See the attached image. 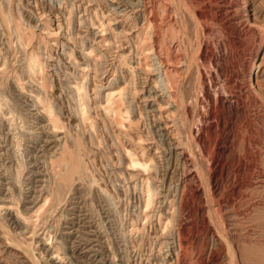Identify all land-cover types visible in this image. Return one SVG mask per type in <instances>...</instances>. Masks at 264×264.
Here are the masks:
<instances>
[{
    "label": "rangeland",
    "instance_id": "374dc122",
    "mask_svg": "<svg viewBox=\"0 0 264 264\" xmlns=\"http://www.w3.org/2000/svg\"><path fill=\"white\" fill-rule=\"evenodd\" d=\"M60 1L61 0H0V5L4 7V10L7 12L9 11L8 13H13L17 23L20 22V24L22 26L24 25L23 27L27 30L32 32L34 31V45L37 47L38 52L43 55V60L45 59L47 62L45 70L49 79H51V84L53 85V88L49 90L50 97L53 101H56L55 104L58 107V112H62L61 116L65 120L67 129L69 130L77 128V124L79 122L73 109L74 102L70 98L71 91L73 90L71 84L74 85V79L71 76L74 75L75 72L79 73L77 75L78 78H76L78 79L77 81H79L83 86L85 84V92L91 98V100L89 99L90 102L87 100L89 113L91 112L90 120L95 121V135L93 134L94 138H92L89 128H87L86 133L82 135V148L84 149L81 150V153L90 175L85 177L84 181L82 179L79 182L74 183L67 198L62 201L61 205L51 206L50 200L48 199L49 201H47V199H45L48 194L46 184H49V177L48 173L42 170L45 168L44 163L46 161L43 148L47 147L49 150L54 143H52V145L50 144L48 146H44L46 145L45 141H43L45 140L43 136L44 133L42 134V128H40V125H36L37 120H34V118H32V120L27 119V124L25 123L26 126H24V122L22 123L20 119H18L16 124L18 126L13 125L14 127L7 124V120L1 119L0 136L2 137H0V148L2 149L0 150V206L3 208L1 207L0 209H3L5 212L1 210L0 213L2 211L3 213L0 214V216L7 213L5 216L8 217L5 219V216L3 215L1 217H4L5 220L1 217L0 220L1 222L3 220H7L6 223L8 225L10 223V225L7 226V224L5 225V222L3 221L2 225H5V227H2L4 230L7 227H10L9 229H14V227L17 228L18 225L25 224V220H23L24 223L17 224L14 218L13 220L11 219L12 214L10 213L14 211V209L12 208V210H10V208L12 204L17 202L19 209L28 212L27 216H25L32 220L31 222L33 223V226L35 225L34 228L30 229V232L23 235H27V238L31 237V242H36V252L34 251L35 254L39 253L41 250L42 255L48 259L47 261L46 259L42 260L43 258H41V264H48L52 262V255L50 252L55 250L52 248L53 244L61 247L60 257H64L60 263H57L59 258H56L55 256L56 261L53 264H70L71 262V264H152L153 259L151 258H157L158 262L160 258L164 263L167 260L171 262L173 259V262H175L174 254L171 253L172 251H169L172 250L171 248L173 244L169 243L170 240L168 238L161 236L163 230L159 228L156 232L157 221L155 220V216L150 220L139 219L137 221V226L138 229L139 227L140 229L134 232L132 239L128 236L126 229L128 228L130 218L134 217V219H137V214L142 209V196L138 185V182L140 181V173H137L141 170L140 168H132L126 164V159L122 156L123 153L119 149L117 138H115L114 135L115 133L116 135L119 134L120 140L124 145L134 148L137 155H140L141 153L140 145L142 144L143 146H147L149 148L148 151L155 156L156 168L153 169L152 173L155 175V181L160 192V197L156 202L158 207L166 206L167 194H178L176 189L179 183L181 184L185 180V183L188 185L185 198L187 206L184 209L185 214L183 213V221L188 227L187 232L191 239L187 248L188 250L185 251L186 253L184 252V256L182 257L181 264H264V120L260 119L259 121L254 117L255 107H251L253 103L249 102V100L246 101L248 102V104H246L248 105L247 108L252 110L248 109V111L250 110L249 114L253 118V122L250 125L245 122V124H241V121L239 122L238 119V121L235 119V124L232 127V131L228 133V136L218 135V133H216V135L211 139L206 138V153H208L206 154L207 158H203L197 148H195L193 152L187 150L189 155L192 156V154H194V158L191 160L192 162L185 167L187 169V173L186 178H184L182 173L185 168L183 163H181L182 160L180 150L175 149L174 146H172L170 143L171 138H169L170 136L168 132L160 127L162 126V121L161 119L158 120V116H155V114H157L156 106H152L153 108L150 106L153 105V97H148V99L144 98L148 92V94H150L149 88H151V94H155L158 97L163 91L160 90L161 88L158 86H155V88L154 85H152L153 82L151 81L152 78L155 79L157 77L155 66L158 64L155 63L156 61L152 60V62L155 61L154 64L150 59V67L154 68H150L149 71L141 69V67L137 64V58L139 55L135 52L133 42L136 39V28L133 27L130 19L137 16L135 13V7L138 4L141 5L142 0H63L62 3ZM209 2L212 3L211 0H203V2L202 0L196 2L194 1V4L192 3L193 5L190 7L191 13L187 14L186 12H183L188 20V27L190 26V23L192 26L193 20H196L195 17L191 19L192 17L190 18V15L192 16L193 13H196L195 15L198 16V13H200V15L203 13L202 15L204 16L208 13L207 18L204 19V17L201 24H199L200 28L203 27L201 30L204 31L202 33L203 35L206 33L205 36L200 34L202 32L200 29L198 32V25L195 28V33L192 32L194 31L192 30L194 26H190V38H192V42H194L192 44L194 46L187 43L186 50L187 52L190 51L189 53L192 54L196 53V55L197 52L202 51L200 53L201 55L208 58L212 57L214 61L216 60L217 63H219V65L229 66L232 61L231 57L234 58L237 53L234 54L228 44L229 36L226 35V37L225 33L223 34V23L227 21L226 24L231 23L233 26L236 23L234 27L237 30L239 28L246 27L251 20H254V13H259L258 10L260 7L261 9H264V0H248V11H245L241 5L234 6L233 12H235V10V13L239 12L237 14L232 13L231 16L221 14L222 8H217L219 5H213V3L211 6ZM189 4L191 3L189 2ZM193 6L195 8H192ZM97 10L100 12V24L99 26L98 24L92 26L91 20ZM212 10L216 13H213ZM156 11L157 9H155V12ZM125 12H128L131 15L129 20L123 19ZM157 12L156 14H153L157 15ZM262 12L261 17H264V11ZM209 13L213 14L209 15ZM218 15L221 22H217L220 24H216L217 22L213 20V18ZM225 17L226 19H223ZM109 18L113 19V23H109ZM211 18L213 22L210 21ZM237 20L240 23L237 22ZM139 21H141V18ZM122 30H125L126 32H123ZM13 31L14 30L12 28V36L14 38L12 39V42H9L5 29H3L0 25V53L2 52L4 55L3 56L1 53L0 59L3 57L6 59L8 58L7 60L10 61L7 67H10V69L13 67L11 70H16V68L20 69L18 70L17 76L22 77L21 74L24 72L22 67V63L24 61H21L23 52L21 50L22 47L20 43L15 41L16 32ZM55 31L59 32L56 33ZM48 34L51 35L49 36ZM102 36H105L108 42L105 40L106 42L104 41L98 43V40H100ZM198 39H200L199 42ZM195 40L198 43L195 44ZM90 48L91 50H89ZM198 48L201 49L199 50ZM193 50L197 51L194 52ZM66 51L69 53H66ZM44 52L46 53V58L44 56ZM101 52L103 54H100ZM47 53L51 54V58L47 59ZM119 54L128 56L129 65H133L132 67L136 66V69L134 70V78L132 80L130 78L131 82L130 80L125 82L128 83V85H126L122 80L125 78L127 79V77H132V73L130 72L131 70H129L128 66L121 64V56H119ZM243 55L244 54H241L239 57H243ZM263 55L264 48L259 50L255 57L256 65L253 67L250 77L252 78V83L258 89L261 87L260 84L264 82ZM153 57L154 56L152 55L151 58ZM76 60L78 64L76 63ZM13 62H15V65ZM72 62H74V64ZM24 74L25 73H23V76H25ZM244 79L247 82V77H242L240 79L242 82L240 80L239 81L245 89H247L246 87H248V83L245 84L246 82ZM113 80H118L119 83L122 82L121 86L126 85L124 99L126 101L123 108H126L129 104H131V117L139 119L138 127L134 126L129 129L127 127L124 128L126 130L128 129L127 135H124V132L120 131L117 126L112 127L106 122V114L103 108L105 104L104 94L106 93L107 86ZM12 81V79L7 80L3 78L1 80L0 78L1 86L4 91L6 90L7 92H4L5 95L9 98L8 100L11 105L13 104V106H15L16 102L20 101L18 96L20 91L17 87H15V82L13 81L12 83ZM25 81H28L27 85H25L26 88H30V84L33 85L28 78H26ZM208 81L209 78L207 79V83H209ZM69 82L71 83L70 86ZM66 84L68 86H66ZM130 85L137 87L136 90H139L138 96L135 97L136 99L132 95L135 88ZM96 86L98 87L96 88ZM116 86H118V84ZM186 87L189 88L192 87V85L188 86L187 84ZM117 89L118 88L115 87V90ZM248 89L247 91H249ZM126 109H128V107ZM19 110L21 109L19 108ZM167 112L169 113L170 109L167 110ZM167 112H164L163 120H168L167 122H170L169 120L172 118H167ZM258 122H261L262 127ZM189 125H192L191 121H189ZM30 126L32 130L35 128V133L37 132L39 134L40 132L41 141H30V139L22 138L23 133L27 134L32 131ZM18 127H22V130ZM27 128L30 129V131L27 132ZM246 128H248L247 131H245ZM62 129L65 131L64 128ZM63 130L59 132L61 135H63ZM34 131H32V133ZM221 132L225 133V131ZM17 133H20L21 135ZM254 133H257V135L255 136ZM140 137L145 138V140L142 142L141 139H139ZM13 139L16 141L13 142ZM18 140L21 141L20 145L17 144ZM156 142L160 146L159 150L155 147ZM184 146V148H186V146L188 148L187 143H185ZM22 161H24V164L26 165L23 167V170L25 169L24 171L22 170L23 173L22 171V174L20 173L21 177L19 176L23 181L19 178L20 180L18 179V182L16 181L13 183L12 181L16 173L19 169H21V165L23 164ZM200 162H202V164ZM203 162H206L208 165ZM27 166L28 168H26ZM188 167H190V169ZM199 167H201L202 170ZM196 169L199 170L197 171ZM91 173L94 175L93 177ZM192 175H194L195 178L192 179ZM90 180L91 182H89ZM10 187H12V189ZM39 187L42 188L40 189ZM10 190L13 194H15L13 195ZM36 190H41L42 192L40 191L41 193H39V191ZM10 195L13 196L11 197ZM18 196H21L22 199L20 197L18 198ZM109 196H111L112 199ZM11 199L13 202H11ZM30 199L31 203L29 201ZM45 200L47 202H45ZM5 205H7V207H5ZM41 208L42 210H40ZM56 208L57 211H55ZM33 213H35V215ZM40 215L41 217L38 218ZM62 215H64V217H61ZM65 216H67L69 220L65 219ZM58 218H60V220ZM83 218L87 219L85 220ZM58 221L61 222L58 223ZM142 225L145 226L142 227ZM2 227L0 225V229L3 232L4 230ZM46 227L52 232V238L48 239L47 242L44 241V235L42 234ZM35 229L37 230L36 235L32 232L33 230L35 231ZM71 230L74 232L72 231L73 233L70 234L71 237L67 240L66 236L63 234ZM191 244L192 246H190ZM2 246L3 244L0 245V259L2 257L0 264H23L19 263L17 257L14 256V250L12 247ZM27 264H31V262H27Z\"/></svg>",
    "mask_w": 264,
    "mask_h": 264
},
{
    "label": "bare ground",
    "instance_id": "6f19581e",
    "mask_svg": "<svg viewBox=\"0 0 264 264\" xmlns=\"http://www.w3.org/2000/svg\"><path fill=\"white\" fill-rule=\"evenodd\" d=\"M194 1L196 2V1H200V0H142L141 5L138 4L135 7L136 8L135 13L137 14V16L130 19L131 15L128 12H125V14L123 16L124 20L130 19L131 24H133V27L136 28V39L133 42H134L135 52H136V54L139 55L137 58V64L141 67V69H143L145 71H149L150 68H152V67H150V65H151L150 59H151V62H152V60H155L156 62L155 61L154 62L156 64H158V65H156L157 67L155 66L156 70L154 69L155 71H157V77L155 79L152 78L151 81L153 82L152 85H154V87L155 86L160 87L161 88L160 90H162L163 92L161 91L162 92L161 94L158 92L160 94V96L158 97L154 93H153L154 95H152L151 90H150L151 88H149L150 94H148L149 93L148 92L144 98L148 99V97H153V99H152L153 105H150V106L151 107L156 106L157 114H155V116H158L159 117V118L157 117L158 120L161 119V121H162V126H160V125L159 126L168 132V134L170 136L169 138H171L170 143L172 144V146H174L175 149L180 150L181 160H182L181 163H183L184 168L186 166H188L189 163L192 162L191 160L194 158V154H192V156L189 155L187 150H190L191 152H193L194 149L197 148L198 152L204 158V157H206V154H208V153H206V151H207L206 138L211 139L213 136L216 135V133H218V135L220 134L223 136H226V135L228 136V133L230 131H232V127L235 124L234 123L235 119H236V121H238V120H239V122L241 121V124L245 122L246 124L250 125L253 122V120H252L253 118L249 114V111L251 109L247 108L248 105H246V104H248V102H246L247 100H249V102L253 103L252 105L250 104L251 107L252 106L255 107L254 108L255 109L254 117L257 118L259 121H260V119L264 120V94H263L264 82L260 84V86L262 88L259 86L260 89H258L252 83V81H251L252 78H250L251 74H252L251 73L252 69L256 65L255 57L258 54L259 50L264 48V17L263 16H262L263 18L261 17V15L263 13L262 11H264V9H261V7H260V9L258 10L259 13H254V15H253V16H255L254 20H251L246 27L243 26L244 28H239L238 30L234 27L236 25V23L233 26L231 23L226 24L227 21L225 23L222 22L223 28H224V32L223 31L222 32H223V34L225 33V36L226 35L229 36L228 37V44H229L232 52H234V54H236V53L238 54V55L236 54L234 56V58L231 57L232 61L228 59L229 61H231V65H229V66L225 65L224 66V65H219V63H217L216 60L214 61V59L212 57L208 58L204 55H201L200 53L202 51L197 52V55H196V53L192 54V53H189L190 51L187 52V50H186V48H187L186 44L188 43L189 45L191 44V46H194L192 44L194 42H192V38H190V32H189L191 29L190 28L191 23H190V26L188 27V25H189L188 20H187V18L183 12L190 14L191 13L190 7H191V5L194 4L193 3ZM211 1H212L213 5L214 4L219 5V6H217V8L218 7L222 8L221 14H226L228 16L229 15L231 16L232 13L236 12V10H235V12H233L234 6H240L241 5L245 11H248L247 10L248 9L247 8L248 0H211ZM60 2L62 3L63 0H61ZM189 2L191 4H189ZM202 2H203V0H202ZM209 3L212 6V3L211 2H209ZM133 5H134V2H133ZM221 6H223V7H221ZM215 7H216V5H215ZM3 8L4 7H2V5H0V25L3 27V29H5V32L8 35L9 42H12V39L14 38L12 36L13 35L12 34V28L16 32L15 41L20 43V45L22 47L21 50L23 52L21 61L22 62L24 61L22 63V67H23L24 72H22V74H21L22 77H18L17 73H18V70H20V69L16 68V70L15 69L11 70L13 67L11 69H10V67H7V65H9L10 60L8 61L7 60L8 58L6 59L5 57L0 59V78H1V80L3 78H5L7 80L12 79L16 84L15 87H17V89L20 91L18 93L20 101H18V102L15 101L16 104H15V106H13V104L11 105L10 101L8 100L9 98L5 95L4 92H6V90L4 91V89L1 86V82H0V120L5 119L8 122V123L6 122L7 124L13 126V125H16L17 120L20 119V121L22 123L24 122V126H26L25 125V123L27 124L26 121H28L29 119L32 120V118H34V120L35 119L37 120L36 125L37 126L40 125V128H42V134L44 133L43 136H44L45 140H43V141H45V144H46L44 146H48L50 144L52 145V143H54V145L52 147L50 146L51 149H49V150L47 147L43 148V151L45 152V158H46L45 160L46 161L44 163L45 168L42 170H44V172L46 171V173H48V177H49V184H46L47 185L46 189H47L48 194L46 195L45 199H47V201L50 200L51 206L52 205L59 206V205H61L62 201L67 198L69 191H70L71 187L74 185V183L79 182L82 179L84 181L85 180L84 178L90 175L89 174L90 172H88V168L86 166V163H84V161H83L84 159L82 157L81 150L84 149V148H82V145H83L82 135H84L86 133L87 128H89V130L91 131L92 138H94L93 134L95 135V132H94L95 121L90 120V116H91L90 113L91 112L89 113V108L87 105V100L89 101V99L91 100V98L85 92V89H84L85 84L83 83L84 84V86H83L80 84L79 81H77L78 79H76V78H78L77 75L79 73L75 72V74L71 76L74 79V85L69 82V86L71 84L72 89H73L71 91V97L70 98L74 102L73 109H74V112H75L79 122L77 124V128L72 129V130L67 129V124L61 116L62 112L61 113L58 112V107L55 104L56 101H53V99L50 97L49 90H51L53 88V85L51 84V82H50L51 79H49L48 74L46 73V70H45L47 62L45 61V59L43 60V55H41V53L38 52L37 47H35V45H34V38H35L34 37V31L32 32L30 30H27L25 27H23L24 25L22 26L20 24V22L17 23L16 18L14 17L13 13H8L9 11L7 12ZM192 8H195V7L193 6ZM208 8H210V7H208ZM155 9H157V11H158V12L156 11L157 15H154V14H156ZM236 9H237V7H236ZM254 11H256V10H254ZM192 12H194V11H192ZM205 12H206V10H205ZM214 12L215 11H213V13ZM182 13H183V15H182ZM213 13H211V14H213ZM237 13H235V14H237ZM99 14H100V12L98 10L94 13V16L91 14L93 16V18L91 20L92 26L97 25V24L99 26V24H100ZM195 14L193 13L192 16L190 15V18L192 17L191 19H193L194 17L196 19V20H193V23H192V26H194L192 29V30H194V31H192L193 33H195V31H196L195 30L196 26L198 25L197 27H199V24H201L203 18L205 17L204 19H206L207 15H208V13L204 16L202 15L203 13L201 15H200V13H198L199 14L198 16H196ZM211 14L209 13V15H211ZM153 15H154V17H153ZM236 16H238V15H236ZM62 17H64V16H62ZM233 17H234V14H233ZM138 18L139 19L141 18V21H139ZM208 19H209V16H208ZM223 19H226V17ZM112 20L113 19L109 18V23L112 22ZM186 20H187V22H186ZM213 20L215 22L220 21L219 15L217 17L213 18ZM231 20H232V18H231ZM210 21H212V18ZM237 22H239V21L237 20ZM218 23L219 22H217L216 24H218ZM12 24H13V26H12ZM101 24H102V22H101ZM110 25H112V24H110ZM201 26H203V25H201ZM202 28L203 27L197 28L198 32H199V29H200V31H202L201 30ZM220 28H221V26H220ZM122 31L126 32L125 30H122ZM58 32L59 31H57L56 33H58ZM123 32H121V33H123ZM203 32L204 31H202L200 34L202 36H205L206 33L203 35L202 34ZM97 33H98V31H97ZM231 35H233V36H231ZM192 36H194V35H192ZM105 40H106L105 36H102V38L100 40H98V43L104 42ZM199 40L200 39H198V42H199ZM106 41L108 42V40H106ZM198 42L196 41L195 44ZM83 44H84V42H83ZM87 48H89V47H87ZM195 49H197V48H195ZM46 50H47V48H46ZM89 50H91V48ZM193 51H191V52H193ZM196 51H194V52H196ZM66 53H69V52L66 51ZM72 53H73V51H72ZM100 54H103V53L101 52ZM241 54H244L243 57L242 56L239 57ZM2 55H3V53H2ZM152 55L154 56L153 58H151ZM44 56L46 58V53ZM65 56H66V54H65ZM72 56H74V55H72ZM94 56H95V54H94ZM119 56H121V59L119 57V59L121 60V64L128 66L129 70H131L130 72L132 73V77H129V78L127 77V79L125 78L122 80L125 83V82L129 81L130 78H131V80L134 78V76H135L134 70L136 69L135 68L136 66L132 67L133 65L132 66L129 65V63H128L129 59L127 58L128 56H125L124 54L123 55L119 54ZM18 57H20V56H18ZM49 58H51V54L47 53V59H49ZM96 59H97V57H96ZM154 62H152V63H154ZM13 63L15 65V62H13ZM72 63L74 64V62H72ZM76 63H77V60H76ZM77 64H76V66H77ZM86 65H85V67H86ZM12 66H13V64H12ZM154 70H153V72H154ZM23 73H25L24 74L25 76H23ZM242 77L248 78L247 82L244 79V81L246 82V83L245 82L244 83L245 84L248 83L247 84L248 87H246V88L247 89L249 88L248 89L249 91H247V89H245V87L240 83V81L242 82V80H240ZM26 78H28L33 84V85L30 84V88H26V86H25V85H27V82H28V81H25ZM208 78H209V81H208L209 83H207ZM131 80H130V82H131ZM13 81H12V83H13ZM121 83L122 82L119 83L118 80H113L107 86L106 93L105 94L103 93L104 94V102H105L103 108H104L105 114H106V116H105L106 122L112 127L117 126L120 129V131L124 132V135L125 134L127 135V131L129 128H133L134 126L138 127L139 119L135 118V117L134 118L131 117V113H130L131 104H129V106H127L128 109H126L127 108L126 106H125L126 108H123L124 107L123 105L125 104V101H126L124 99H125L126 85H128V83H125L126 85H123V86H121ZM117 84H118V86H116ZM187 84H188V86L192 85V87H189V88L186 87ZM66 86H68V85L66 84ZM101 86H103V85H101ZM97 87L98 86H96V88ZM115 87H117L118 89L115 90ZM131 87H134V86H131ZM134 88H135V90L133 92L132 91L131 92L133 93L132 95L135 98L136 96H138L139 90L138 89L136 90L137 87H134ZM129 94H131V93H129ZM134 98H133V100H134ZM68 99H69V97H68ZM69 104H70V102H69ZM19 108L21 110H19ZM169 109H170V112L168 113L167 110H169ZM248 109H250V110L248 111ZM154 110H155V108H154ZM164 112H167L166 116L168 119L172 118L171 120H169L170 122H167L168 120H163L164 119L163 118ZM252 115H253V112H252ZM189 121L192 122V125H189ZM96 122H97V120H96ZM258 123H260V125L262 127L261 122H258ZM236 125H237V122H236ZM16 126H18V125H16ZM33 126H32V128H33ZM126 127L128 128L127 130L124 129ZM62 128H64L65 131ZM19 129L22 130V127ZM30 129H31V126H30ZM30 129H28L27 132L30 131ZM34 129L33 130L31 129V130L34 131ZM150 129H151V127H150ZM247 129L248 128H246L245 131H247ZM259 129H261V128H259ZM23 130H25V129H23ZM62 130L64 131L62 133L63 135H61L59 133ZM32 131H30V133L26 132L27 134L23 133L22 138L30 139V141H37V140L41 141L42 139L40 136V132L38 134L37 132L35 133V131L32 133ZM221 131H225V133L221 132ZM250 131H251V129H250ZM109 132H110V130H109ZM248 132H249V130H248ZM17 134H20V133H17ZM157 134H158V132H157ZM254 134H255V136L257 135V133H254ZM114 135H115V138H117V143H118L119 149L123 153L122 156H124V158L126 159V164L132 168H140V170H141L137 173H140V175H139L140 181L138 182V185H139V188H140L139 190L141 191V196H142V201H141L142 209L137 214V219H134V217L130 218V221L128 223V228L126 229L128 236L130 237V239H132L134 232H136L137 230L140 229V227L138 229V226H137V223H138L137 221L139 219L140 220H143V219L150 220L151 218H153L155 216L156 217L155 220L157 221L156 232H157V229H159V228L161 230H163L161 233L162 234L161 236L162 237L165 236L164 238H168L170 240L169 243L173 244L172 248H171L172 250H169V251H172L171 253L174 254L175 262H173L174 259L171 262L167 260L164 263L161 258L160 259L158 258L159 262H158L157 258H155V259L151 258V259H153L152 264H181L182 257L184 256V252L186 250H188L187 248L190 244V239H191L190 236L188 235V232H187L188 227H187V225L184 224V221H183L184 209L187 206V204L185 202V198H186V194H187L188 185L185 183V180L181 184L179 183L177 186V189H176L178 194L177 195L176 194H174V195L173 194H167V204H165L166 206H159L158 207L157 206L158 204L156 202L158 201V199L160 197L159 196L160 192H159V187L155 181L156 180L155 175H153V173H152L153 169L156 168L155 167L156 166L155 156L150 151H148L149 148L147 146H143L142 144L140 145L141 153H140V155H137L136 152L134 151V148L129 147L127 145H124L121 142L119 134L116 135L114 133ZM0 137H2V136H0ZM96 138H97V136H96ZM139 139H141L142 142L145 140V138H142V137H140ZM146 139H148V138H146ZM14 141H16V140L13 139V142ZM184 142L187 143L188 148H187V146H186V148H184L185 147ZM17 144L20 145L21 141L18 140ZM155 144H156V146H155L156 149L159 150L160 149L159 144L157 142ZM1 149L2 148H0V150ZM40 150H42V149H40ZM12 151H13V149H12ZM119 160H121V159H119ZM22 162H23V164L21 165V169H19V171L16 173V175L12 181L13 183L16 182L21 177L20 173L23 170V167L26 166L24 164V161H22ZM200 163L202 164V162H200ZM203 163H206V162H203ZM14 164H15V162H14ZM17 165H18V163H17ZM198 165H200V164H198ZM26 168H28V166ZM157 168H158V165H157ZM188 168L190 169V167H188ZM199 168L202 170L201 167H199ZM196 170L198 171L199 169H196ZM23 171H22V173H23ZM148 172H149V174H148ZM155 172H157V171H155ZM14 173H15V170H14ZM186 173H187V169L185 168V169H183V173H182L184 178H186ZM42 174H43V172H42ZM198 175H200V174H198ZM93 176L94 175L92 174V177ZM156 177H157V175H156ZM179 178H180V176H179ZM193 178H195L194 175H192V179ZM37 180H39V179H37ZM46 180H48V179H46ZM94 180H93V182L95 183ZM21 181H23V180L21 179ZM21 181H19V182H21ZM89 182H91V180ZM81 184H82V182H81ZM33 185H35V184H33ZM10 188L12 189V187H10ZM99 189H101V188H99ZM36 191H39V190H36ZM40 191H39V193L42 192V191L41 192ZM10 192H11V190H10ZM34 194H35V192H34ZM109 195H110V193H109ZM76 196H77V194H76ZM19 197L21 198V196H18V198ZM109 197L111 198V196H109ZM6 199H7V197H6ZM17 199H15V200H17ZM31 199L29 200L30 203H31ZM113 199H115V198H113ZM1 201H3V200H1ZM47 201L45 200V202H47ZM11 202H13L12 199H11ZM111 202H112V200H111ZM42 203H44V202H42ZM54 203H56V204H54ZM17 205H18L17 202H15L14 204H12V206L10 208V210H12V208L14 209V211H12L10 213V214H12L11 219L13 220V218H14V220L17 222V224L18 223H24L23 220H25V224L18 225V227L17 228L14 227V229H9L10 227L9 228L7 227L8 229L6 228L4 230L3 227H5V225L7 224L6 223L7 220L6 221H4V220L8 216H5L7 213L5 215L3 214L5 216V219H4V217H1L3 215H1L0 217L4 219L3 221L5 222V225L3 226L2 225L3 221L1 222V220H0V223H1L0 225H1V227L3 226L2 228L4 230L2 232V230L0 229L1 230V232H0V237H1L0 245L3 244V246H5V247H12V249L14 250L13 254H14V256L17 257L19 263H23V264L26 263L27 264V262H31V264H41L40 263L41 258H43L42 260L46 259L48 261V259L42 255V251L40 249H39L40 250L39 253H37L38 255L35 254L36 242H31L30 241V240H32L31 237L27 238V235L26 236L23 235L27 232H30V229L34 228L35 225L33 226V223L31 222L32 220H30L29 217H26L28 212L20 210L19 206H17ZM1 207L2 206H0V208ZM5 207H7V205H5ZM57 208H59V207H57ZM57 208L55 211H57ZM27 209H28V207H27ZM1 210H3V209H0V211ZM40 210H42V208ZM3 211L0 214H2ZM38 212H39V210H38ZM35 213H37V212H35ZM35 213H33V214L35 215ZM64 214H66V213H64ZM36 215H38V214H36ZM31 216H32V214H31ZM59 216H60V214H59ZM39 217H41V215L38 216V218ZM61 217H64V215H62ZM65 217H66L65 219H68L67 216H65ZM58 219L60 220V218H58ZM79 219H78V221H79ZM83 219H85V218H83ZM60 222L58 221V223H60ZM9 225H10V223H9ZM9 225L7 224V226H9ZM144 226L145 225H142V227H144ZM47 227L42 232V234L44 235L43 239L45 242H47L48 239L52 238V232ZM73 230H74V228H73ZM73 230L67 231V232L64 231L65 234H63V233L62 234L66 236L67 240H69L68 238L71 237L70 234L74 232ZM36 231H37L36 229H35V231L33 230L32 231L33 234L36 235ZM165 240H167V239H165ZM86 245H87V243H86ZM190 246H192V244ZM52 248L55 250H52L50 252V254L52 255V257H51L52 262L48 263V264H53L56 261V258H59L57 263H60L64 259V257H60L61 247L59 245L55 246L53 244ZM150 249H152V248H150ZM55 256H56V258H55ZM157 257H159V256H157ZM0 260H2V257ZM47 261H45V262H47Z\"/></svg>",
    "mask_w": 264,
    "mask_h": 264
}]
</instances>
